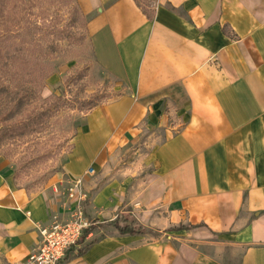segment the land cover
I'll return each instance as SVG.
<instances>
[{"label":"crops","instance_id":"1","mask_svg":"<svg viewBox=\"0 0 264 264\" xmlns=\"http://www.w3.org/2000/svg\"><path fill=\"white\" fill-rule=\"evenodd\" d=\"M76 1L123 92L88 113L48 186H17L0 158V264L66 216L53 185L79 177L85 239L102 235L62 264H264V0ZM120 213L144 232L118 233Z\"/></svg>","mask_w":264,"mask_h":264},{"label":"rangeland","instance_id":"2","mask_svg":"<svg viewBox=\"0 0 264 264\" xmlns=\"http://www.w3.org/2000/svg\"><path fill=\"white\" fill-rule=\"evenodd\" d=\"M138 2L148 9L154 0ZM87 23L76 0H0V158L17 186L56 181L88 113L123 92L98 66Z\"/></svg>","mask_w":264,"mask_h":264},{"label":"built area","instance_id":"3","mask_svg":"<svg viewBox=\"0 0 264 264\" xmlns=\"http://www.w3.org/2000/svg\"><path fill=\"white\" fill-rule=\"evenodd\" d=\"M94 173L91 168L88 171ZM53 188L65 196L66 216L54 215L48 225H39V245L18 264H62L95 224L86 212L89 194L82 177L64 179Z\"/></svg>","mask_w":264,"mask_h":264},{"label":"trees","instance_id":"4","mask_svg":"<svg viewBox=\"0 0 264 264\" xmlns=\"http://www.w3.org/2000/svg\"><path fill=\"white\" fill-rule=\"evenodd\" d=\"M5 36L1 34L0 39H3ZM7 45L5 40L0 42V55L4 53ZM110 224H113L118 233L121 234H140L143 233L145 228L142 225L137 224V222L129 217L127 214L120 213L115 220L110 221ZM89 233V230L86 232ZM87 248H81L78 253H85ZM66 260H69V256Z\"/></svg>","mask_w":264,"mask_h":264}]
</instances>
